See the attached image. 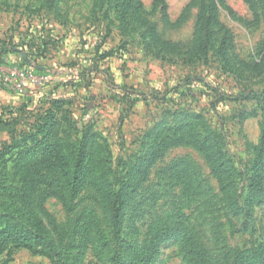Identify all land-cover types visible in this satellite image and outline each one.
<instances>
[{
  "label": "rangeland",
  "instance_id": "rangeland-1",
  "mask_svg": "<svg viewBox=\"0 0 264 264\" xmlns=\"http://www.w3.org/2000/svg\"><path fill=\"white\" fill-rule=\"evenodd\" d=\"M139 1L141 11L127 0H0V235L48 190L71 200L55 160L34 166L46 150L59 147L71 185L82 187L71 212L59 195L43 204L58 256L9 245L0 264H131L150 225L175 208L197 221L222 264L264 245V162L246 228L194 146L170 145L146 162L162 130L191 125L223 147L245 203L264 161L262 0H254L257 16L244 0H225L241 22L219 8L232 43L225 61L196 56L197 2ZM14 69L51 79L19 94L6 75ZM25 185L37 187L33 197L23 196ZM103 186L123 196L118 219L104 206ZM155 264H185L180 240L164 243Z\"/></svg>",
  "mask_w": 264,
  "mask_h": 264
},
{
  "label": "trees",
  "instance_id": "trees-1",
  "mask_svg": "<svg viewBox=\"0 0 264 264\" xmlns=\"http://www.w3.org/2000/svg\"><path fill=\"white\" fill-rule=\"evenodd\" d=\"M127 1V6L131 11H141L142 4L139 0ZM194 1L199 4V16L194 34L196 56L198 58H203L207 57L210 52H214L219 59L225 61L228 51L231 50L232 43L230 41L229 32L224 29L217 20L218 10L219 8L225 10L236 21L241 22V19L235 16L233 10L225 3V0ZM244 2L249 5L257 16L258 7L256 2L254 0H244ZM163 4L164 0L155 1V7ZM260 5L264 17V0H262ZM185 15L182 16L178 23L184 20ZM215 29H220L218 35L221 34V32H223L224 35L219 37V39H211L210 35ZM151 33L154 34V31L151 30ZM1 63L0 61V64ZM179 144L192 145L205 154L206 159L211 165L212 172L219 181L220 190L224 193L225 202L231 208L234 215H240L244 218V226L246 228L250 219L249 208L259 199L262 192L260 170L264 162L263 159L259 157L256 161L253 169L254 175L251 177L248 187V195L243 204L237 194L233 172L227 171V165L225 161L222 160L224 156L223 147L218 144L215 149L213 140L199 133L191 125H185L178 129L168 128L162 130L156 139L155 145L150 150L146 162L150 161L149 164L153 163L168 146ZM261 153H263V151ZM52 159L61 166L60 172L62 177L65 178L66 184L68 186L70 185L68 196H70L71 200L69 201L64 198L65 196L50 190L40 195L35 206L31 207L27 215L22 219L23 221H14L15 224L0 235V253L4 251L7 246L14 245L15 248H28L52 258L58 256L57 246L45 229L44 222L40 216L44 214L43 204L46 199L59 195L64 198V204L68 211L71 212L74 210L72 201L76 197V194L80 193L82 187L76 182L71 185L72 182L70 174L67 171L66 158L57 146L54 149H48L43 152L34 166L45 165ZM37 184L39 186H48V188L51 187V184L43 179L38 180ZM36 188V186L25 185L23 196L30 195V197H33ZM99 189L102 194L107 195L109 198L108 203L106 200L104 201L107 203V205L104 203V206L108 207L114 220L118 219L124 205L123 196L119 193L112 194V192L108 191L104 186ZM173 239L180 240L181 254L185 264H222L216 258L215 253L208 244L197 221L179 208H175L173 211H170V213L150 225L146 239L133 253V261L131 264H155L160 253V247ZM229 264H264V245L246 250L245 252H236L233 261Z\"/></svg>",
  "mask_w": 264,
  "mask_h": 264
},
{
  "label": "built area",
  "instance_id": "built-area-1",
  "mask_svg": "<svg viewBox=\"0 0 264 264\" xmlns=\"http://www.w3.org/2000/svg\"><path fill=\"white\" fill-rule=\"evenodd\" d=\"M2 72L3 69L0 67V73ZM6 75H9V77H7L8 81L14 84L19 94L27 93V89L42 88L49 83L51 79L49 75L42 72L37 73L34 69H14L9 71ZM18 81L19 83H17Z\"/></svg>",
  "mask_w": 264,
  "mask_h": 264
}]
</instances>
